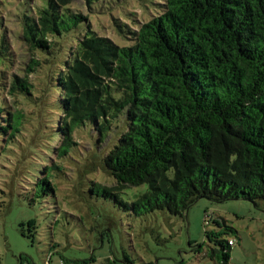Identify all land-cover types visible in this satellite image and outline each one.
<instances>
[{
	"label": "trees",
	"instance_id": "obj_1",
	"mask_svg": "<svg viewBox=\"0 0 264 264\" xmlns=\"http://www.w3.org/2000/svg\"><path fill=\"white\" fill-rule=\"evenodd\" d=\"M75 1L23 9L0 0L15 6L34 54L24 78L3 81L13 59L0 16V150L14 155L15 174L26 167L32 188L17 184L25 208L44 212L71 162L75 175L64 180L101 170L115 185L89 179L94 191L135 216L184 217L201 198L264 202V0H158L149 19L114 21L126 45L97 33ZM83 1L95 12L108 0ZM6 95L21 106L11 111ZM144 184L135 200L121 196ZM20 228L35 243L42 222L33 215ZM220 235H208L209 253L227 264L232 239ZM101 262L135 264L112 251Z\"/></svg>",
	"mask_w": 264,
	"mask_h": 264
},
{
	"label": "rangeland",
	"instance_id": "obj_2",
	"mask_svg": "<svg viewBox=\"0 0 264 264\" xmlns=\"http://www.w3.org/2000/svg\"><path fill=\"white\" fill-rule=\"evenodd\" d=\"M12 1L23 9H30L35 3L45 4V0ZM156 1L108 0L98 5L95 12H90L83 0L75 1L72 6L89 13L90 24L97 33L126 45L128 41L120 35L114 21L132 23L131 19L136 17L149 19L155 12ZM0 16L13 59L9 67H1L6 74L3 81L8 84L11 78H24L28 74L34 54L19 38L21 23L15 6L0 9ZM5 98L11 111L22 104L18 97L6 95ZM36 110L35 106L27 107L28 112ZM60 143L61 140L56 145ZM81 143L86 149L90 147L86 139ZM50 161L58 165L54 155ZM15 163L14 155H5L0 150V264H63L62 259L74 261L90 258L92 254L97 258L93 264H101L111 251L119 258L128 253L135 264H218L210 257V248L215 243L208 238L216 232L221 233L225 244L229 239L234 241L227 264H264V202L256 205L244 199L216 202L201 198L184 217L167 211L135 216L94 191L89 179L102 185H115L101 170L74 184L64 180L70 181L75 175V164L71 162L65 174L59 172L64 179L57 180L55 198L49 200L43 212L38 206L25 208L26 195H20L23 191H19L18 178L26 187L32 185L24 177L26 167L15 174ZM146 189V184L132 186L121 196L132 201ZM33 215L42 222L35 243L24 237L20 228V223ZM53 243L57 245L55 249L51 248Z\"/></svg>",
	"mask_w": 264,
	"mask_h": 264
},
{
	"label": "built area",
	"instance_id": "obj_3",
	"mask_svg": "<svg viewBox=\"0 0 264 264\" xmlns=\"http://www.w3.org/2000/svg\"><path fill=\"white\" fill-rule=\"evenodd\" d=\"M229 243L232 244V245L234 244V242L232 240H230Z\"/></svg>",
	"mask_w": 264,
	"mask_h": 264
}]
</instances>
